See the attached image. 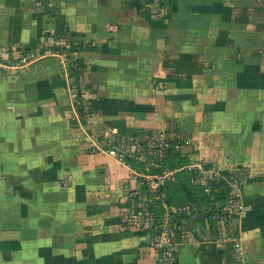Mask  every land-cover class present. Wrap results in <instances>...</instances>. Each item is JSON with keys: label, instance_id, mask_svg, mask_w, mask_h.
<instances>
[{"label": "crops", "instance_id": "0c3cea01", "mask_svg": "<svg viewBox=\"0 0 264 264\" xmlns=\"http://www.w3.org/2000/svg\"><path fill=\"white\" fill-rule=\"evenodd\" d=\"M133 1L134 12L146 6L136 17L118 12L117 19L113 11L90 21L103 27L112 16L121 26L96 58L103 68L93 69L108 79L107 92L102 84L84 93L80 79L95 142L103 123L124 136L193 139L196 147L180 151L228 185L243 210L213 213L215 227L202 212L182 221L170 213L179 228L174 258L166 257L154 245L162 220L127 222L144 203L138 175L146 174L108 152L88 151L66 123L49 124L44 110L32 117L13 85L7 103L0 96V218H12L0 224V237L11 239L0 244V264H264V21L257 18L264 0H163L160 17L152 13L155 0ZM76 153L66 161L71 185L64 187V155Z\"/></svg>", "mask_w": 264, "mask_h": 264}, {"label": "rangeland", "instance_id": "374dc122", "mask_svg": "<svg viewBox=\"0 0 264 264\" xmlns=\"http://www.w3.org/2000/svg\"><path fill=\"white\" fill-rule=\"evenodd\" d=\"M75 1L0 0V96H7L4 101L7 103L8 94L15 92L14 88H11L17 86L21 92V98L27 100V106H31L32 117H36L39 110H44L45 112L42 114L48 117L49 124L54 119L61 127L66 123V130L73 129L75 131L74 140L86 143L83 147L88 151L95 148L94 151L108 152L118 161L123 159L126 151L142 149L143 141H147L151 148L159 151L157 147L160 141L159 137H161L159 132L151 131L143 135L124 136L113 132L109 123H103L101 125L102 132L97 135L101 137L104 133V136L98 144L97 141L95 142L97 138L92 135L91 117H88V125H82L80 122L73 123L80 116L76 112V88L73 80L68 77L70 67L74 66L80 69L84 93L88 91L91 94L93 90H96L97 85L103 90L102 84L107 92L108 79H102L103 75L99 72L94 73L95 69L99 71L103 68L96 58H103L101 54L103 52L105 54V48L110 42L112 43V40L116 39L115 31H119L121 28L120 22L114 19L120 18L118 12L121 16L126 17L124 19H131L130 15L136 17L133 0H125L127 6L120 10L124 0ZM128 1L131 2V5L128 4ZM160 1L163 2V0H155L152 6L154 8L152 13L158 17L163 16L166 12L162 8L163 3L158 4ZM113 11L114 18L106 16L110 21H107V25L102 27L91 24L93 22L90 21L93 19L96 21L98 18H102V15L105 18V15ZM73 15H77L79 19L83 18L84 24H75L72 19ZM88 15L90 17L86 21ZM220 17L219 13V24L223 27ZM257 18L264 21V17L257 16ZM260 28L264 29V26H260ZM262 32L264 33V30ZM117 43H119L118 39ZM131 44H137V42L133 41ZM24 48L31 49L32 52L25 54L23 53ZM94 55L95 60L93 59ZM80 59H84V61L81 62ZM156 77L158 76L155 75L152 79L153 88L157 83ZM172 122L171 119L169 125L174 127ZM94 134L96 133L94 132ZM189 140L192 142L191 145L196 147V142L193 139ZM83 147L79 149L82 153L84 152L81 150ZM64 149L70 152L69 149ZM73 155L78 156L77 153L64 155L65 168L63 167V170L65 173L60 178L64 187L71 185V171H69L71 164L66 161ZM82 166L83 170L87 168L86 163H83ZM98 168L99 173L105 167L99 166ZM10 219L12 218H0V224H12ZM49 223L50 220H48ZM9 240L11 239L1 236L0 244L3 246L4 243L10 242Z\"/></svg>", "mask_w": 264, "mask_h": 264}, {"label": "trees", "instance_id": "16d2710c", "mask_svg": "<svg viewBox=\"0 0 264 264\" xmlns=\"http://www.w3.org/2000/svg\"><path fill=\"white\" fill-rule=\"evenodd\" d=\"M159 5L162 3L159 2ZM144 5L137 4L136 9L140 11ZM31 49H23V53H31ZM68 77L73 80V84L76 88V112L79 114V119H75L73 123L80 121L82 125L88 124V117L90 110L86 108L84 98L82 96V90L80 88V70L78 67L71 66L68 71ZM103 139V137H101ZM177 139H171V147L160 152H153L149 149L147 141L142 142V151L134 153H124L123 160L131 168L136 169L139 173L144 174H156L163 173L165 170L173 171L169 179H164L165 182L159 185L155 191L148 189V184L143 175H138V181L140 182V192L143 193L144 197L142 200L143 204L147 205L155 216V222L160 223L165 212V206H182L191 202L196 203L199 206V212L204 213L205 216H209L211 220V226L215 227L217 219L212 217L213 213L219 211L220 216L221 207L227 202L229 198L230 187L217 181L215 176H210V193L205 191V186L202 184H195L191 181V177L194 172L187 169L186 165L192 162V158L188 153L181 152L180 149L174 148V144ZM120 150V149H119ZM123 152L122 150H120ZM143 155L144 159L141 158ZM155 197V199H153ZM146 200V201H145ZM216 202L219 205H215ZM141 206V205H140ZM203 208V210L201 209ZM198 212V213H199ZM175 218L177 217L180 221L185 218V213H174ZM222 256V253H219Z\"/></svg>", "mask_w": 264, "mask_h": 264}, {"label": "built area", "instance_id": "2783aa9c", "mask_svg": "<svg viewBox=\"0 0 264 264\" xmlns=\"http://www.w3.org/2000/svg\"><path fill=\"white\" fill-rule=\"evenodd\" d=\"M161 134L159 137V143H158V150H154V148H151L150 143L149 144V149L152 150L153 152H160L164 151L168 148L171 147L170 140L176 138L177 141L174 144V148L183 150L184 147L189 146L191 144V141L187 138L184 137H176L174 134H169V133H164V132H159ZM142 151L141 149H135L134 151H126L127 153H134V152H140ZM144 156L141 155V158ZM187 169L190 171H193L194 174L191 177V181L193 183H199L205 186V191L209 192L211 191L210 189V175L213 173L210 169L205 168L201 163L194 161L190 162L186 165ZM173 173V171L170 170H165L163 173H156V174H146L144 175L146 182L148 184V189L150 191H155L159 185L163 184L164 179L169 176V174ZM165 208L167 211H165L162 219V224L159 228V230L155 231V237H154V245L161 249L163 254H165L166 257L168 258H174L175 255V249H176V244H177V229L179 226L176 225H171L170 224V213H185L186 215H196L199 212V206L194 203H188L182 206L178 207H171L167 206L163 202ZM215 205H219L217 202ZM243 210V203L238 201L235 196L229 192V198L227 202L221 207V212L222 216H229V215H234L237 213H240ZM218 212V211H217ZM216 215H219L218 213H215ZM155 220V216L153 211H151L149 208H147L146 204H141L140 209L136 210L135 212H132L128 218L127 222L131 225H136V226H142V225H151L153 224ZM157 229V228H156ZM181 229V228H180ZM181 237L185 238V234L183 230L181 229Z\"/></svg>", "mask_w": 264, "mask_h": 264}]
</instances>
